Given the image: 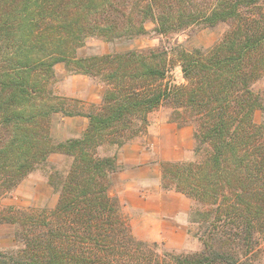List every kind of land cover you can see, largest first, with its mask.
Wrapping results in <instances>:
<instances>
[{
    "label": "trees",
    "instance_id": "16d2710c",
    "mask_svg": "<svg viewBox=\"0 0 264 264\" xmlns=\"http://www.w3.org/2000/svg\"><path fill=\"white\" fill-rule=\"evenodd\" d=\"M152 21L160 35L196 24L229 29L207 51L176 49L184 85L165 81L166 52L129 50L77 58L87 36L134 38ZM99 78L102 103L89 111L55 106L54 67ZM264 0H0V199L52 153L71 160L49 184L59 193L51 211L0 207V224L16 227V248L0 264H259L264 240ZM66 101V100H64ZM162 105L194 123L195 161L163 162L162 188L194 202L190 223L197 253L137 240L119 201L109 195L115 158ZM85 116L83 135L63 142L51 118ZM139 126L137 127V125Z\"/></svg>",
    "mask_w": 264,
    "mask_h": 264
},
{
    "label": "rangeland",
    "instance_id": "374dc122",
    "mask_svg": "<svg viewBox=\"0 0 264 264\" xmlns=\"http://www.w3.org/2000/svg\"><path fill=\"white\" fill-rule=\"evenodd\" d=\"M135 0H112V3L120 4L124 2L128 4V8L134 3ZM200 1V0H195ZM147 32L143 35L128 39L121 38L115 40H106L102 37L87 36L83 45L76 49L75 56L77 58L102 56L107 54L122 53L129 50L139 52H146L153 50L156 52H166L167 54V73L165 81L171 85H184L186 82L182 76V72L177 61L176 49H184L186 51H193L194 49H201L207 51L217 44L224 33L229 29L226 23H219L214 28H207L203 25L196 24L176 33H169L167 35H160L156 31V24L152 21L144 23ZM54 81L51 84L53 98L49 102L55 106H59L61 102L67 103L71 110L82 109L89 111L92 108L101 106V102L96 105H82L80 100L75 98L60 95L62 86L69 81L71 87L85 86L89 83H96L102 87V96L106 89V85L99 78H92L81 74H69L63 63H59L54 67ZM68 76H76L69 81ZM256 90L264 92V79L255 85ZM66 100V101H64ZM58 116H66L64 113H56ZM54 114V115H56ZM255 122L264 124V111H258L254 116ZM148 126L133 139L126 140L122 146L134 140L141 138V144L144 150H156V158L159 160V168L163 162H191L197 158L194 154L195 141L193 134L196 130L194 123H185V115L174 112V109L167 105H162L155 111L147 116ZM139 124L137 125V127ZM51 129V125H50ZM51 135V132H50ZM52 137V135H51ZM53 138V137H52ZM54 139V138H53ZM56 140V139H54ZM57 141V140H56ZM63 142V141H59ZM121 146V147H122ZM117 145L104 144L98 149V154L102 157L115 158L117 169L110 174V188L109 195L116 198L111 194L112 175L117 173L122 166L117 164V153L121 148ZM71 164V160L59 153H52L49 155L45 163H41L29 173L14 189L7 192L0 199V207L6 209L9 207L19 211L37 212L41 210L51 211L57 204L59 193L49 184V176L55 171L65 173ZM162 185V179H161ZM165 190V189H163ZM165 191H174L168 189ZM176 192V191H174ZM178 193V192H176ZM180 194V193H178ZM182 195V194H180ZM117 199V198H116ZM118 200V199H117ZM190 200V208L186 216V235L188 236L187 244L180 249H176L166 245L163 241L156 242L164 250L192 254L197 253L202 249V245L198 238L195 236L197 231L196 225L190 223V212L194 207V202ZM120 203V202H119ZM121 207V205H120ZM122 210V209H121ZM123 213V211H122ZM126 221L129 223L128 216L123 213ZM16 227L9 224H0V251L7 252L16 248L15 240ZM133 233V232H132ZM134 235V234H133ZM137 239V237L134 235ZM139 241H143L137 239ZM152 243L154 241H143ZM262 257L259 264H264V240L261 242Z\"/></svg>",
    "mask_w": 264,
    "mask_h": 264
},
{
    "label": "crops",
    "instance_id": "0c3cea01",
    "mask_svg": "<svg viewBox=\"0 0 264 264\" xmlns=\"http://www.w3.org/2000/svg\"><path fill=\"white\" fill-rule=\"evenodd\" d=\"M76 76H68L66 81ZM64 84L60 95L80 100L82 105L98 106L102 87L92 82L85 86L71 87ZM88 125L85 116L64 117L53 115L51 135L57 141L80 138ZM141 138L122 146L116 155L122 166L112 175L111 194L120 202L128 216L129 225L137 239L163 241L170 247L180 249L187 244L186 216L190 200L174 191H165L161 186V170L156 150H144Z\"/></svg>",
    "mask_w": 264,
    "mask_h": 264
}]
</instances>
